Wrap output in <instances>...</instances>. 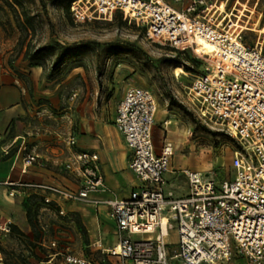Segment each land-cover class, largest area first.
<instances>
[{
	"label": "built area",
	"instance_id": "built-area-1",
	"mask_svg": "<svg viewBox=\"0 0 264 264\" xmlns=\"http://www.w3.org/2000/svg\"><path fill=\"white\" fill-rule=\"evenodd\" d=\"M174 1L180 6L169 0H72L70 13L74 20L86 22L110 19L120 12L144 26L153 42L180 53L192 51L201 63L207 57L209 64L196 75L186 94L201 120L226 131L237 142L234 175L217 181L209 172L174 168L172 145L156 149V96L149 89L133 86L118 103L114 120L132 150L130 168L141 181L128 197H96L108 186L99 154L85 149H74L64 166L79 179L78 189L11 179L0 184L11 187V196L17 187L49 190L54 197L44 196V203L68 221L73 218L63 202L106 205L116 225V242L104 247L99 240L92 247L121 264H169L174 258L183 264H222L237 254L251 264H264V13L257 11L259 0H235L231 7L228 0ZM243 4L241 11L238 5ZM255 15L256 23L251 21ZM247 34L254 39L247 41ZM199 40L210 43L212 50L199 52ZM68 144L76 147V137L71 135ZM3 152L9 154V148ZM38 160L37 154H25L21 172L26 173ZM179 172L186 178L188 192L176 196L166 191L165 174ZM11 225L10 217L0 215V241L11 234ZM171 230L177 231L176 242L168 240ZM57 244L55 235L49 246ZM59 254L61 250L48 255L51 259ZM92 259L72 252L64 255L68 264H90ZM5 260L0 243V264Z\"/></svg>",
	"mask_w": 264,
	"mask_h": 264
},
{
	"label": "rangeland",
	"instance_id": "rangeland-1",
	"mask_svg": "<svg viewBox=\"0 0 264 264\" xmlns=\"http://www.w3.org/2000/svg\"><path fill=\"white\" fill-rule=\"evenodd\" d=\"M70 2L0 0V72H10L21 81L31 107L28 117L34 134L47 135L56 141L55 145L65 146L69 135L85 133V123L102 122L110 128L115 107L125 91L133 86L143 87L151 90L158 101L155 144L160 149L166 143L172 145L174 168L209 172L217 181L231 178L236 144L226 131L201 120L186 94L196 75L203 71L204 62L192 51L180 53L167 44L153 42L144 26L125 19L120 12L110 19L78 22L70 13ZM234 2L228 0L227 6ZM243 6L238 8L243 11ZM257 11L264 13V0H259ZM252 18L256 23V15L251 21ZM254 37L247 34L246 40ZM180 66L183 73L178 78L175 69ZM62 170L65 171L64 167ZM0 174L5 175L3 170ZM175 175L165 174L169 182L164 185L166 191L183 184L184 174ZM122 182L118 179L101 197L124 196L127 189ZM32 196L22 200L9 195V191L3 194L0 187V211H6V217L12 214L14 221L19 222L18 216H27V207L31 206L33 218V224L27 218L30 234L15 232L2 236L4 264H31L60 250L58 264H68L64 261L66 252L91 256L90 264H115V258L85 247L83 242L62 239L67 238L64 233L57 234V246L50 247L56 235L53 225L65 228L70 221L63 220L56 208L47 206L41 197ZM99 209L107 219L105 207ZM81 232L85 241L87 235ZM105 238L114 241L116 235ZM177 238V231L171 230L168 240L176 242ZM171 250L174 252L176 247ZM169 264L183 263L174 258ZM222 264L251 262L237 254Z\"/></svg>",
	"mask_w": 264,
	"mask_h": 264
},
{
	"label": "crops",
	"instance_id": "crops-1",
	"mask_svg": "<svg viewBox=\"0 0 264 264\" xmlns=\"http://www.w3.org/2000/svg\"><path fill=\"white\" fill-rule=\"evenodd\" d=\"M26 98L21 81L10 72H0V171L3 170V173H5V175L0 174V181L11 179L31 184L78 189L80 187L79 179L74 173L67 171L64 166L74 149H85L99 154L101 173L109 188L118 179H122V184L126 185L127 193L124 196L116 195L114 197L126 198L132 190L141 185V181L130 168L132 150L128 147L124 135L115 125L114 120L118 104L113 113L112 127L109 128L102 122L93 121L87 123V125L85 123V133L76 136L77 145L72 147L69 144L65 146L55 145L56 141H53V138L48 139L49 136L47 137L44 134H34L30 117H28L31 107L28 105ZM159 147V145H156L158 151L161 150ZM7 148L10 151L9 154L3 152ZM27 153L37 154L39 160L23 174L21 172L22 158ZM62 167H64L65 171L62 170ZM170 174L175 175L174 173ZM0 187L5 195L11 189L10 186L4 184H0ZM178 189L180 191L175 193V190ZM170 190L176 196L186 194L188 192L186 178H183L182 185H177V189ZM100 194L95 195L101 199L113 198L101 197ZM15 195L22 200L32 195L35 198L41 197L43 200L46 195L54 197L49 190L32 186L17 187ZM62 204L67 208L73 221L67 223L65 228L54 224L53 232L56 235L64 233L67 238L63 237L62 239L77 243L83 242L84 246L89 248H93L92 244L99 240L104 247L115 244V240L105 238L106 235L115 234L116 231V225L108 215L106 205L100 206L105 207L108 220L104 217V213L100 212V206L88 205L80 201L63 202ZM5 212L0 211V215L5 216ZM10 217L13 218L12 223L17 225L18 231L30 234L31 227L27 221L26 214L18 216L19 222L14 221L12 214ZM78 219L81 220L82 226L78 224ZM81 230L87 235L85 241H83ZM68 244L70 243L68 242ZM46 256L47 259H39V261L31 262V264H58V255L51 259L49 255ZM53 261L55 262L53 263ZM115 264L121 263L116 261Z\"/></svg>",
	"mask_w": 264,
	"mask_h": 264
},
{
	"label": "bare ground",
	"instance_id": "bare-ground-1",
	"mask_svg": "<svg viewBox=\"0 0 264 264\" xmlns=\"http://www.w3.org/2000/svg\"><path fill=\"white\" fill-rule=\"evenodd\" d=\"M259 32V31H258ZM199 47H198V51L199 52H210L212 50V45L210 43H208L205 40H199L198 41ZM203 66H207L209 64L208 58L205 57L203 58ZM178 65V64H177ZM182 65V64H181ZM183 73V68L182 66L177 67L175 69V75L180 78L182 76Z\"/></svg>",
	"mask_w": 264,
	"mask_h": 264
},
{
	"label": "trees",
	"instance_id": "trees-1",
	"mask_svg": "<svg viewBox=\"0 0 264 264\" xmlns=\"http://www.w3.org/2000/svg\"><path fill=\"white\" fill-rule=\"evenodd\" d=\"M71 1H72V0H71ZM70 3H71V2H70ZM17 22H18V24L21 23V22H20V19H19L18 16H17ZM233 141H234V143L236 144V146H238L237 142H236L235 140H233ZM26 213H27V218H28L29 223H30V224H33V218H32V207H31V206H28V207H27V211H26ZM77 222H78L79 225L82 226V222H81L80 219H78ZM11 227H12V232H11V233H15V232H19V233H21L20 231H18V227H17L16 224H12Z\"/></svg>",
	"mask_w": 264,
	"mask_h": 264
}]
</instances>
